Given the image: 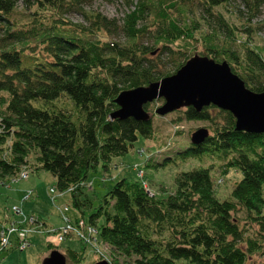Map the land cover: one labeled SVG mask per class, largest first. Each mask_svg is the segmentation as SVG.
I'll list each match as a JSON object with an SVG mask.
<instances>
[{"label": "trees", "instance_id": "obj_1", "mask_svg": "<svg viewBox=\"0 0 264 264\" xmlns=\"http://www.w3.org/2000/svg\"><path fill=\"white\" fill-rule=\"evenodd\" d=\"M93 1L0 0V182L49 173L55 180L50 192L70 195V206L82 216L71 221L96 229L110 264H246L255 254L264 264V134L236 131L234 117L211 105L177 111H183L177 121L209 124L203 143L190 142L178 154L208 156L224 162L223 174L239 172L228 200L215 196L209 167L178 173L173 193L160 189L163 197L121 178L84 221V211L93 208L85 192L89 173L99 166L107 172L138 135L154 140L152 102L143 106L147 122L111 119L121 92L171 76L195 55L227 63L247 89L264 92V49L248 46L249 32L217 10L231 0H103L122 4L121 16L113 18L84 10ZM20 2L27 22L17 25L12 16ZM192 2L197 14L189 17ZM240 4L236 18L250 23L264 0ZM72 14L84 23L68 20ZM193 42L203 51L196 52ZM23 54H39V61L23 68ZM150 160L146 168L160 165ZM251 224L255 230L248 235ZM63 254L70 264L82 263L70 249Z\"/></svg>", "mask_w": 264, "mask_h": 264}, {"label": "rangeland", "instance_id": "obj_2", "mask_svg": "<svg viewBox=\"0 0 264 264\" xmlns=\"http://www.w3.org/2000/svg\"><path fill=\"white\" fill-rule=\"evenodd\" d=\"M187 4L189 5V2ZM192 4L193 6L190 7V10L193 13H190L189 17H193L194 13H196V4L194 2ZM237 6H241L240 0H231L227 9L220 8L217 10L241 33L245 30L249 32L250 41H248V46L264 49V7L260 8V13L255 18L249 20L250 23H247L236 18ZM84 10L98 12L108 18H113L121 16L123 7L120 1L111 4L103 0H95ZM25 17L26 14L24 13L22 2H20L17 4L12 19L15 20L14 22L17 25H21L27 22ZM67 18L74 23H84L81 15L72 14L67 16ZM240 37V41H242L247 36L242 35ZM191 46L196 52L203 51L200 42H193ZM262 56L264 58V53ZM39 57V54L31 55V57H27L24 54L21 55L22 67H32L34 63L39 61ZM161 105L162 102H159V100L158 102H152L148 110L152 115L154 140H145L138 135L137 140L129 148L127 154L112 159L107 172L99 166L95 172L91 171L89 173L87 181L89 185L85 192L90 196L93 208L84 211L83 217L86 223L94 209L102 203L104 194L121 178L140 181L152 194L163 197L165 194L174 192V179L178 173L199 167H209L211 168L215 196L221 201L230 198L234 183L241 178L239 172L227 171L226 174H223L224 162L208 156H204L201 159H182L178 154V152L189 147L190 138L194 132L199 129H208L209 124L205 121H186L182 116V119L177 121L183 111L180 113L175 111L163 117L154 115V110ZM209 134L211 135V132ZM150 159L152 160L151 165L154 163L155 165L157 163L160 165L155 168H146V165H150ZM139 172L142 175L141 179L139 178ZM54 186V178L45 171L29 172L26 180L12 181L9 178L4 184L0 182V222L4 225L13 222L16 226L26 229V240L28 243L25 249L16 248V237L15 234H12V243L0 251V264H42L43 258L50 252V249H48L49 244L53 246V249L56 248L61 253H65L70 249L80 254L82 256V264H91L98 260V251L104 255L107 252L108 256L105 257L109 258V249L101 243L98 235H96L97 241L86 242L85 244L76 236H67L62 241L58 239L57 230L65 225V220L61 214V210L64 207L68 208L64 216L70 220L76 217L81 218L82 216L70 206V195L68 193L50 192ZM162 188L165 194L161 193ZM27 192H31V195L25 201L24 198H27ZM53 197L55 198L54 203L51 202ZM14 209L20 212L14 213ZM28 216L36 217L38 221L31 223ZM236 216L242 217L244 215L239 213ZM102 222V218L98 219V226ZM247 229L249 230L246 234L252 235L255 225L251 224ZM262 258V255L255 254L247 260L246 264H259ZM121 259L120 257V261H122ZM67 263L70 264L68 260Z\"/></svg>", "mask_w": 264, "mask_h": 264}, {"label": "water", "instance_id": "obj_3", "mask_svg": "<svg viewBox=\"0 0 264 264\" xmlns=\"http://www.w3.org/2000/svg\"><path fill=\"white\" fill-rule=\"evenodd\" d=\"M158 99L163 100V104L155 110L159 116L189 107L200 112L211 105L234 117L236 131L252 135L264 134V92L253 93L247 89L225 62L215 63L195 55L173 75L146 87L121 92L115 99L118 110L111 115V119L132 118L138 122H147L150 115L143 106ZM207 136L206 129H199L191 135L190 142L199 145ZM42 264L67 262L63 253L53 249L43 258ZM92 264L110 263L102 259Z\"/></svg>", "mask_w": 264, "mask_h": 264}, {"label": "built area", "instance_id": "obj_4", "mask_svg": "<svg viewBox=\"0 0 264 264\" xmlns=\"http://www.w3.org/2000/svg\"><path fill=\"white\" fill-rule=\"evenodd\" d=\"M63 218L65 220V225L57 230L59 240L62 241L67 236L74 235L82 239L84 242H95L94 235L97 233L95 228L86 226L83 220L79 221L78 225H76L68 217L63 216ZM28 219L31 223L35 222V218L32 216L28 217ZM12 234H15L16 237V248L25 249L28 245L26 240L27 231L26 229H22L19 226H16L14 223H10L0 232V249L8 247L12 243Z\"/></svg>", "mask_w": 264, "mask_h": 264}, {"label": "bare ground", "instance_id": "obj_5", "mask_svg": "<svg viewBox=\"0 0 264 264\" xmlns=\"http://www.w3.org/2000/svg\"><path fill=\"white\" fill-rule=\"evenodd\" d=\"M163 104V103H162ZM123 108H124V106H123Z\"/></svg>", "mask_w": 264, "mask_h": 264}]
</instances>
